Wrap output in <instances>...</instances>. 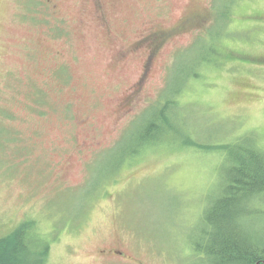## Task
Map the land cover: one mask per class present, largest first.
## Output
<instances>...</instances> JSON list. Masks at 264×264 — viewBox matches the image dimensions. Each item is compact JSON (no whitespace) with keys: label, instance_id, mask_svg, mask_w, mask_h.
<instances>
[{"label":"rangeland","instance_id":"374dc122","mask_svg":"<svg viewBox=\"0 0 264 264\" xmlns=\"http://www.w3.org/2000/svg\"><path fill=\"white\" fill-rule=\"evenodd\" d=\"M234 1L217 26L214 6ZM45 2L0 0V237L35 219L54 237L47 264H206L193 245L223 156L183 139L251 133L264 148V0H104L111 31L94 0ZM215 35L225 37L219 63L191 77L183 62L213 59ZM171 65L187 84L172 130L120 163L122 134ZM251 226L261 231L264 216Z\"/></svg>","mask_w":264,"mask_h":264},{"label":"trees","instance_id":"16d2710c","mask_svg":"<svg viewBox=\"0 0 264 264\" xmlns=\"http://www.w3.org/2000/svg\"><path fill=\"white\" fill-rule=\"evenodd\" d=\"M234 3H225L223 8L214 6L217 26L220 24L216 18L223 20L221 26L229 24ZM223 36L215 35L207 41L213 59L208 54L197 63L183 62L184 67L193 69L191 77L201 79L205 64L219 63L215 57L223 54ZM172 68L173 65L157 101L141 113L145 112L142 121H135L141 115L138 114L122 134L128 154L119 158L120 163H133L147 149L161 144L173 128L174 109L181 104L183 107L187 84L176 82ZM183 142L197 151L220 152L223 156L222 187L220 194L208 199L202 213V227L193 245L196 255L206 264H264V228L256 232L251 226L252 219L264 216V148L257 142V136L249 133L234 142L215 144L185 135ZM53 238L41 232L35 219H27L0 237V264H47Z\"/></svg>","mask_w":264,"mask_h":264},{"label":"flooded vegetation","instance_id":"af4514ba","mask_svg":"<svg viewBox=\"0 0 264 264\" xmlns=\"http://www.w3.org/2000/svg\"><path fill=\"white\" fill-rule=\"evenodd\" d=\"M45 4H46L47 8H53L54 7V5L52 4V0H46ZM93 4H94V7H96V8H94V9H96L95 18L98 20H101V23H102L101 27L103 29L106 28L109 31H111L113 27L116 29L115 23L111 22L108 18L107 8H106L104 0H94ZM116 36H117V34H114V39L116 38ZM137 44H138V42L133 43L130 46L127 53L138 51L140 48H139V45H137ZM150 60H151V58H150ZM88 118H89V116L82 118L81 122L84 124L88 120ZM108 251L110 253L116 254L115 253L116 250H114L112 248Z\"/></svg>","mask_w":264,"mask_h":264}]
</instances>
